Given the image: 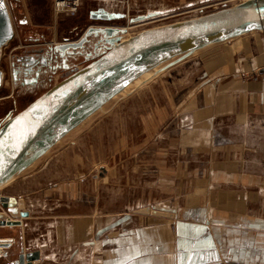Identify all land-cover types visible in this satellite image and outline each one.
Instances as JSON below:
<instances>
[{
  "label": "crops",
  "instance_id": "1",
  "mask_svg": "<svg viewBox=\"0 0 264 264\" xmlns=\"http://www.w3.org/2000/svg\"><path fill=\"white\" fill-rule=\"evenodd\" d=\"M249 44L243 65L211 55L192 66L191 85L137 109L127 95V124L112 119L127 148L113 169L102 166L91 191L64 184L35 220L0 226V238L14 239L0 254L38 250L39 264H264V39Z\"/></svg>",
  "mask_w": 264,
  "mask_h": 264
},
{
  "label": "rangeland",
  "instance_id": "2",
  "mask_svg": "<svg viewBox=\"0 0 264 264\" xmlns=\"http://www.w3.org/2000/svg\"><path fill=\"white\" fill-rule=\"evenodd\" d=\"M7 1L15 35L2 48L0 56V70L3 73V84L0 86V127L55 83L100 56L114 42L120 41V38L127 36V34L201 16L239 2V0H194L192 4L163 5L148 0H80L78 10L71 13L68 10L58 12L55 7L56 0ZM162 7H165L170 13L151 18L145 22H136L140 15L148 14ZM101 12L109 13L111 19L95 20L90 16V13ZM91 25L112 26L116 29L110 36L104 32L94 37L89 35V44L91 45H87L85 51H77L73 58L68 57L67 63H71V67L65 71L58 69L49 74H46L48 70L44 69L46 72H43L44 76H42L41 83L37 87L13 82L12 66L18 57L27 56L29 53L39 54V56L47 55L51 65H60L61 59L57 57L53 59L52 57V52L58 53L56 51L58 44L78 39L85 34L86 28ZM259 39H264V31L250 32L217 42L200 48L192 54L176 58L170 61L171 63L168 62L151 78L153 79L167 65H171L170 71L162 74V80L159 77L152 81L148 79L139 83L130 92L135 99L130 102V108L142 107L145 97L150 99L154 95H167L168 91L171 93L172 90L170 89H180L188 86V83L191 85L192 66L195 67L198 64L201 66L202 61L211 55H221L219 58L231 60L232 64L235 61H241V65H243V47L250 50L249 42L254 47ZM180 61L183 63L177 65V62ZM180 65H182L181 68ZM178 77H184V79L179 81V85H175V82L180 79ZM140 78L142 77L140 76ZM139 80L138 78L135 79L123 92L134 86ZM130 93L110 98L104 103L102 111L98 110L99 106L95 110L86 111L71 125L60 126L53 133L51 142L42 145L31 157L13 170L10 176H15V179L0 189V195L8 196L15 203L22 198L24 210H28L29 215L31 213V217H28L35 220L39 215L41 204L54 198H63L65 193L64 195L59 194L62 193L64 184L66 186L72 185L70 186L72 189H78L83 184V187L91 191L94 187L95 175L105 172L101 167H109L108 169L112 170L111 166L115 158L117 159L118 150L121 149L122 152L120 153L126 152L125 145L118 144L117 137L120 127L117 122L121 121L120 124H127L129 105L126 103L127 95ZM96 110L98 111L95 112ZM112 119L117 121L116 124H113ZM82 178L86 179L83 183ZM0 210H3L1 203ZM31 219L26 224V228L29 229L26 234L29 236V247L34 248L32 240L39 235H34L32 230L35 229L36 224ZM15 248L13 249L18 254L19 247ZM9 253L11 254V252ZM6 261H8L6 257H0V264H4Z\"/></svg>",
  "mask_w": 264,
  "mask_h": 264
},
{
  "label": "water",
  "instance_id": "3",
  "mask_svg": "<svg viewBox=\"0 0 264 264\" xmlns=\"http://www.w3.org/2000/svg\"><path fill=\"white\" fill-rule=\"evenodd\" d=\"M100 14L103 19L111 17L107 12ZM252 31H264V0H248L198 18L149 28L124 42H114L107 51L55 83L0 127V183L31 157L45 136L55 132L62 124L71 125L86 111L95 110L144 72L206 45ZM106 32L108 36L112 35L114 29H106ZM13 35L14 26L6 2L0 0V56L2 48ZM80 45L70 42L65 46ZM126 71L132 73L114 89H103L112 75ZM2 84L3 73L0 70V86ZM99 93L103 95L102 99L91 103ZM0 203L3 206V210H0V226L21 225L22 221L17 218L29 216V212L24 210L22 198L17 202L20 207L8 196L0 195ZM141 212L168 215L150 209ZM13 240L0 238V250L11 247ZM0 257H6L8 264H39L41 253L38 250L25 252L21 249L17 254L15 250H8Z\"/></svg>",
  "mask_w": 264,
  "mask_h": 264
},
{
  "label": "flooded vegetation",
  "instance_id": "4",
  "mask_svg": "<svg viewBox=\"0 0 264 264\" xmlns=\"http://www.w3.org/2000/svg\"><path fill=\"white\" fill-rule=\"evenodd\" d=\"M90 16L95 19H101V14L98 13L97 15L90 13ZM94 16V17H93ZM78 26L75 28L77 30ZM92 30L91 32L89 30ZM106 29H115L112 26H88L85 30V34L80 36L78 39L74 41H70L72 43H81L78 47H67L66 44L70 42H64L58 44V47H56V51L58 53L52 52L53 59L57 57L58 59H61V64L57 65H51L50 59L47 57V55H41L29 53L27 56H20L17 58V61L14 62L12 66V76H13V82L14 83H22L24 86H32L37 87L41 83V78L44 76L43 74L46 72L44 69L48 70L46 74L54 73L58 69H63L64 71L71 67V63L68 62V57L73 58V56L76 55V52L79 50L85 51L87 45L89 44V35H93V37L101 32H104V34L107 35ZM114 33V32H113ZM15 35V30H14ZM13 35V37H14ZM87 35V36H86ZM12 37V39H13ZM11 39V40H12ZM10 40V41H11ZM94 40V39H93ZM9 41V42H10ZM8 42V43H9ZM7 43V44H8ZM92 43V42H91ZM91 48V47H90ZM85 49V50H84ZM44 72V73H43ZM51 84V83H50Z\"/></svg>",
  "mask_w": 264,
  "mask_h": 264
},
{
  "label": "bare ground",
  "instance_id": "5",
  "mask_svg": "<svg viewBox=\"0 0 264 264\" xmlns=\"http://www.w3.org/2000/svg\"><path fill=\"white\" fill-rule=\"evenodd\" d=\"M198 1H201V0H198ZM246 1H248V0H239V2L233 4L232 6H236V5H238V4H240V3H243V2H246ZM6 5H7V2H6ZM167 11H168V10H166V9H157V10H155V11H151V12H149L148 14L140 15V16L137 18V21H136V22H145V21H147V20H149V19H151V18H156V17L165 16V15H167V14L170 13V12H167ZM198 17H200V16L193 17V18H189V19H194V18H198ZM108 19H111V17L108 18ZM108 19H105V20H108ZM185 20H187V19H185ZM181 21H183V20H181ZM177 22H179V21H177ZM172 23H173V22H172ZM168 24H170V23H168ZM163 25H167V24H163ZM159 26H162V25H159ZM159 26H156V27H159ZM156 27H152V28H156ZM148 29H149V28H148ZM145 30H147V29H145ZM145 30H142V31H145ZM142 31H140V32H138V33H134V34H127V36H124V37L120 38V41H118V42H124V41L130 39L131 37H133L134 35H137V34L141 33ZM252 32H253V31H252ZM95 36H96V35H95ZM109 36H110V35H109ZM111 42H112V41H111ZM113 42H114V41H113ZM116 43H117V42H116ZM213 44H214V43H213ZM209 45H212V44H209ZM206 46H207V45H206ZM204 47H205V46H204ZM179 57H183V56L175 57V58L169 60L168 62L171 63L170 61H172V60H174V59H176V58H179ZM168 62H165V63H163V64L157 66V67L154 68V69H151V70H149V71L144 72L143 74L140 75L142 78H140V76L137 77V78L140 79V80H139L134 86L129 87L125 92H123V90H124L125 88H127L128 86H130L131 83H132L135 79L132 80L131 82H129L125 87H123V88H121L120 90H118L117 92H115L111 98H115V97H118V96H124L125 94L130 93L132 90H134V89L138 86L139 83H141V82H145V81H147L148 79H151V78H152V75L155 74L157 71H159L164 65L166 66V64H167ZM131 73H132V71H126V72H123V73H116V74L112 75V76L108 79V81L104 84L103 89H105V90L114 89L117 85H119V84L121 83V81H123V80H124L126 77H128ZM70 74H71V73H70ZM137 78H136V79H137ZM122 92H123V93H122ZM102 97H103V95H102L101 93L97 94V95L92 99V102H91V103H94V102L99 101L100 99H102ZM108 100H109V99H108ZM107 103H108V102H107ZM104 105H105V104L101 105V106L98 108V110H99V109H100V110L103 109ZM98 110H96L95 112H97ZM101 111H102V110H101ZM64 125H66V123H65V124H62V125H60V126L62 127V126H64ZM57 130H58V129H57ZM53 133H54V132H52V133H50L49 135L45 136V138H43V140H41V142H39V144L35 147V151H36L38 148H40L42 145H44L45 143H47V142H51L52 139H53V136H54ZM14 179H15V176H14V177H11L10 175L7 176L5 179H3V180L1 181V183H0V189H1L2 187H4L5 185H7L8 183L12 182ZM17 205L20 207L19 203H18ZM20 218H21V217H20ZM20 218H17V219L20 221ZM10 219H11V220H14V221H18L16 218H10ZM0 249H1V248H0ZM0 251H2V250H0Z\"/></svg>",
  "mask_w": 264,
  "mask_h": 264
},
{
  "label": "built area",
  "instance_id": "6",
  "mask_svg": "<svg viewBox=\"0 0 264 264\" xmlns=\"http://www.w3.org/2000/svg\"><path fill=\"white\" fill-rule=\"evenodd\" d=\"M8 2L7 0H4ZM80 6V0H56L55 7L58 12H63L65 10L75 13Z\"/></svg>",
  "mask_w": 264,
  "mask_h": 264
}]
</instances>
